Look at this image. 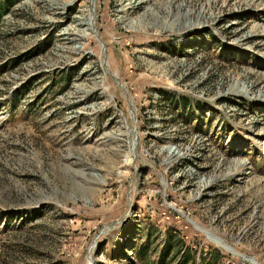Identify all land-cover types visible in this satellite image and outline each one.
I'll return each mask as SVG.
<instances>
[{"label":"rangeland","instance_id":"1","mask_svg":"<svg viewBox=\"0 0 264 264\" xmlns=\"http://www.w3.org/2000/svg\"><path fill=\"white\" fill-rule=\"evenodd\" d=\"M0 264H264V0H0Z\"/></svg>","mask_w":264,"mask_h":264},{"label":"bare ground","instance_id":"2","mask_svg":"<svg viewBox=\"0 0 264 264\" xmlns=\"http://www.w3.org/2000/svg\"><path fill=\"white\" fill-rule=\"evenodd\" d=\"M130 9H131V7L128 8V9L125 8L124 10H120V11H119V13H121V15H120V19L118 20L119 22H120L121 20L124 21V20L127 18ZM115 27H116V25H115ZM115 27H113V28H115ZM113 30H115V29H113ZM118 32H120V31H118ZM118 32H117V34H118ZM68 35H69V36H73L74 34H73V33H69ZM106 36H107V35H106ZM115 36H116V35H115ZM107 37H108V36H107Z\"/></svg>","mask_w":264,"mask_h":264}]
</instances>
